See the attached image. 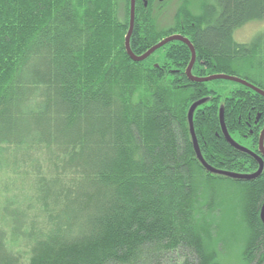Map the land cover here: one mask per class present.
I'll use <instances>...</instances> for the list:
<instances>
[{
    "label": "trees",
    "instance_id": "obj_1",
    "mask_svg": "<svg viewBox=\"0 0 264 264\" xmlns=\"http://www.w3.org/2000/svg\"><path fill=\"white\" fill-rule=\"evenodd\" d=\"M155 1L135 0V56L179 35L195 51L193 77L234 76L264 92V31L246 44L233 37L264 22V0H200L198 14L182 0L166 31L152 18ZM129 5L0 0V264H264V182L208 172L187 120L204 99L192 116L203 161L253 172L252 158L230 153L219 112L240 144L260 114L256 144L264 98L189 81L180 42L133 62ZM218 188L229 236L215 220Z\"/></svg>",
    "mask_w": 264,
    "mask_h": 264
},
{
    "label": "water",
    "instance_id": "obj_2",
    "mask_svg": "<svg viewBox=\"0 0 264 264\" xmlns=\"http://www.w3.org/2000/svg\"><path fill=\"white\" fill-rule=\"evenodd\" d=\"M159 1H163V0H159ZM134 15H135V0H130V5H129V27H128V31L125 35L124 38V48L125 51L128 55V57L133 61V62H142L144 60H146L150 55H152L156 50L162 48L163 46L171 43V42H180L182 44H184L185 46H187V48L190 51L191 54V59H190V63L186 69V76L188 78L189 81L191 82H196V83H207V82H211V81H215V80H222V81H228V82H232V83H238L241 84L242 86L249 88L250 90L254 91L255 93L259 94L260 96H262L264 98V92L259 90L258 88H256L254 85L249 84L248 82L242 81L240 79H238L237 77H233V76H228V75H213L210 77H205V78H195L191 75V68L195 62V51L192 47V45L190 44V42L179 36V35H170L166 38H164L163 40H161L158 44H156L155 46H153L151 49H149L146 53H144L141 56H135L131 50H130V46H129V41H130V37L133 31V27H134ZM203 103V101H199L194 103L190 109L188 110V114H187V120H188V124H189V132L191 135V139H192V144H193V149L195 151L196 157L197 159L200 161V163L202 164V166L209 171L210 173H215L218 175H222L224 177L236 180V181H245V180H251L252 178H255L256 176H258L263 168V163L261 161V159L259 157H256L259 163V169L257 171L256 174L252 175V176H242V175H236V174H231V173H224L222 171H216L213 170L209 167H207V165L204 163L201 154L199 152L198 146H197V142H196V138L194 135V131H193V124H192V116L194 113V110ZM220 126L222 128V132L223 135L226 139L227 142H232L231 139L228 137L227 132L224 128V125L222 123V113L220 112ZM263 140H264V129L262 131V133L260 134V138H259V150H261V154L262 157H264V150H263ZM260 217L262 220H264V205L261 209L260 212Z\"/></svg>",
    "mask_w": 264,
    "mask_h": 264
},
{
    "label": "rangeland",
    "instance_id": "obj_3",
    "mask_svg": "<svg viewBox=\"0 0 264 264\" xmlns=\"http://www.w3.org/2000/svg\"><path fill=\"white\" fill-rule=\"evenodd\" d=\"M182 0H164L162 2H157L155 1L153 3V14H152V18L155 21L156 27L158 30H169L170 28H172L174 26V16L175 13L177 11V9L179 8L180 4H181ZM188 9L190 12H192V14H198L199 11V7H200V0H188ZM122 18V17H120ZM122 20V19H121ZM264 31V22L261 23H251L248 24L246 26H244L243 28L239 29L238 31H236L234 33V40L237 43L240 44H246V43H250L251 41H253L254 36H256L258 33L263 32ZM227 85L229 86L230 84H228V82H224L221 83V85ZM225 186V185H223ZM221 186V187H223ZM225 193L226 190L225 188H223L222 190H218L216 191V194L219 195L220 199L219 201L224 202V214H222V216H220L218 219L215 218L216 222H218V224H222V233L224 236H229L230 235V228H229V224L228 219H229V214L227 212V201L225 198ZM222 194V195H221ZM237 222V221H236ZM234 223V221H232V224ZM235 224V223H234ZM177 264L178 261H177Z\"/></svg>",
    "mask_w": 264,
    "mask_h": 264
},
{
    "label": "flooded vegetation",
    "instance_id": "obj_4",
    "mask_svg": "<svg viewBox=\"0 0 264 264\" xmlns=\"http://www.w3.org/2000/svg\"><path fill=\"white\" fill-rule=\"evenodd\" d=\"M156 1L158 2L159 0H156ZM159 2H162V1H159ZM208 77H210V76H208ZM253 109H255V108L253 107L251 110H253ZM222 118H223V112H222ZM260 119H261V115L260 114L258 115V117L255 119V121L252 124H250V122H251L250 118L248 119V122L246 123V132H245V134L243 136L244 139H245V143L244 144H240L238 142H234L231 139V137L229 136V134L227 132V129H226L225 125H224V128H225V130L227 132V135L232 141V142H227V144H228V146L230 148V153H234L235 152V153H239V154L245 155L248 158H252L255 161V164H256V170L255 171H253V172H239V174H244V175H248V176H252V175L256 174L258 169H259V163H258V160H257L256 157H259L261 159L262 163H263V168H262L261 173L258 176H256L255 178H252L251 180H245L244 181L245 183H253V182L258 181V180H260V182H264V157H262L261 150H259V138H260V134L262 133V131L264 129V124L261 127L259 133L257 134V136H258L257 137V141L258 142L256 144H254V142L252 141L253 137L255 136V132L259 128ZM257 123H259V124H257ZM220 128H221V126H220ZM221 131H222V128H221ZM222 134H223V132H222ZM197 146H198V144H197ZM263 150H264V140H263ZM231 161H233V155L232 154H230V157L228 158L227 163L231 162ZM206 165H207V167H209V168H211L213 170H216V169L212 168L211 166H209L208 164H206ZM216 171H220V170H216ZM228 173H230V172H228ZM213 174H215V173H213ZM231 174H235V173H231ZM236 175H238V174H236ZM263 201L261 202L259 210H258L259 211V217H260L261 209L263 207ZM260 220H262L261 217H260ZM263 224H264V222H263Z\"/></svg>",
    "mask_w": 264,
    "mask_h": 264
},
{
    "label": "bare ground",
    "instance_id": "obj_5",
    "mask_svg": "<svg viewBox=\"0 0 264 264\" xmlns=\"http://www.w3.org/2000/svg\"><path fill=\"white\" fill-rule=\"evenodd\" d=\"M239 79V78H238ZM241 80V79H240ZM243 81V80H242ZM235 84H238V83H235ZM239 85H241V84H239ZM242 86V85H241ZM200 101H204V99L203 100H200ZM199 102V101H198ZM196 103V102H195ZM194 104V103H193ZM192 104V105H193ZM191 105V106H192ZM220 112L222 113V110H220ZM220 112H219V114H220ZM220 117V116H219ZM221 122H220V118H219V124H220ZM222 123H223V118H222ZM223 125H224V123H223ZM224 173H227V172H224ZM238 175H240V174H238ZM220 176H222V175H220ZM242 176H248V175H242ZM263 205H264V203H263ZM262 222H264V220H261Z\"/></svg>",
    "mask_w": 264,
    "mask_h": 264
}]
</instances>
